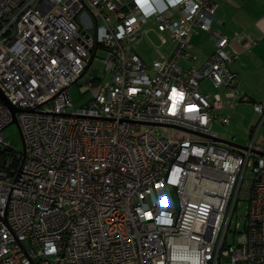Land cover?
Returning <instances> with one entry per match:
<instances>
[{"label":"built area","instance_id":"obj_1","mask_svg":"<svg viewBox=\"0 0 264 264\" xmlns=\"http://www.w3.org/2000/svg\"><path fill=\"white\" fill-rule=\"evenodd\" d=\"M217 7L0 0V92L24 141L0 97V264H264V102L246 144L213 128L249 101L230 65L255 38L216 32ZM199 31L216 50L195 67ZM152 32L170 45L149 65L136 45Z\"/></svg>","mask_w":264,"mask_h":264},{"label":"rangeland","instance_id":"obj_2","mask_svg":"<svg viewBox=\"0 0 264 264\" xmlns=\"http://www.w3.org/2000/svg\"><path fill=\"white\" fill-rule=\"evenodd\" d=\"M222 31L225 34L231 33L227 31V28H223ZM195 39L196 38L193 39V42L196 43L197 45H199L198 44L199 41H203L202 39H198V40ZM169 45L170 43L167 45H161V42L156 36V33L152 32L147 37H144L143 40L136 45V49L142 55L146 63L151 65L153 59L159 56V52H161L162 54H168ZM208 48L210 49V51L213 52L212 45L208 46ZM106 56H107L106 52L101 49L99 51V57L105 58ZM247 56L248 58L246 60L243 59V61L246 64V67H242L239 65V67L241 68L240 73L242 75V81L239 85V88L241 89L240 92L243 95L249 97L250 102L239 103L235 108L223 110L222 112H220L222 116L230 115L231 123L229 125H221L218 122H215L213 125V128L217 132H219V134L221 135V137H223V139L230 141L231 139H235L236 142L241 145H244L248 142L250 127L254 126L259 121V116L255 114L252 102L264 101V79L262 75L264 72L263 71L264 60L256 62L257 57L255 53L249 54ZM185 64L189 66L188 63ZM94 66L98 68H102L103 62L96 61L94 63ZM108 78H109V73H107L104 76L103 80L99 78H95V80L97 82L98 81L105 82L108 80ZM78 85L82 87L83 83L80 82L79 84H74L70 88L71 98L74 101L75 107L83 106L90 100L92 96V94L90 93L86 94L85 96H82L80 87H78ZM201 89L203 92L206 93L209 92L211 94H215L216 92L219 91L218 89L212 87L209 84V82L204 83L201 86ZM169 132L172 136H185V137L188 136L187 133L182 131L170 130ZM6 133H7L8 141L12 142V144L18 150H23V140L18 125L11 124L10 126H8V128L6 129ZM246 212H247V202L240 201L238 205V209L235 212V219H237V217L239 216H245ZM229 240H231V238Z\"/></svg>","mask_w":264,"mask_h":264},{"label":"crops","instance_id":"obj_3","mask_svg":"<svg viewBox=\"0 0 264 264\" xmlns=\"http://www.w3.org/2000/svg\"><path fill=\"white\" fill-rule=\"evenodd\" d=\"M214 1L218 5L216 11L217 19L213 21V29L216 32L218 31L221 34L231 38L236 34H251L253 38H255L253 47L249 51L241 53L238 60L234 61L230 65V69L233 72H236L240 77L238 84L239 88V85L242 81V75L240 73L241 68L239 67V65L242 67H246L243 59L246 60L248 58L247 55L255 53L257 57L256 62L264 60V0ZM223 28H227V31L231 33L228 34L226 31L227 34H225L222 31ZM194 38H196L197 40L202 39L203 41H199V45H197L193 42ZM189 42L192 45L194 53L198 56V60L192 63V66L195 67L202 66L203 63L215 52L214 50L216 49L215 42L211 39L210 34L205 31H199L197 34H192L189 38ZM210 45H212L213 47V52L208 48V46ZM235 46L237 48H240L239 43H235ZM262 75L264 79V72ZM248 102H250V99ZM252 103L255 104L258 102L254 101Z\"/></svg>","mask_w":264,"mask_h":264},{"label":"water","instance_id":"obj_4","mask_svg":"<svg viewBox=\"0 0 264 264\" xmlns=\"http://www.w3.org/2000/svg\"><path fill=\"white\" fill-rule=\"evenodd\" d=\"M0 97L3 99V101L5 102V104L10 107V109L12 110L13 112V115H14V121L13 123L14 124H17V121L15 119V114L19 111L17 108L13 107L9 102L8 100L3 96V94L0 92ZM220 142L224 143V144H227V145H235L234 143H232L231 141L229 140H226V139H219ZM24 143V141H23Z\"/></svg>","mask_w":264,"mask_h":264},{"label":"trees","instance_id":"obj_5","mask_svg":"<svg viewBox=\"0 0 264 264\" xmlns=\"http://www.w3.org/2000/svg\"><path fill=\"white\" fill-rule=\"evenodd\" d=\"M256 126V124L254 126L250 127V131H252L254 129V127Z\"/></svg>","mask_w":264,"mask_h":264}]
</instances>
